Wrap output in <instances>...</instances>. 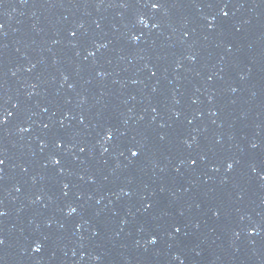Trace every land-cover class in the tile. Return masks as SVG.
Returning <instances> with one entry per match:
<instances>
[{
	"label": "water",
	"instance_id": "1",
	"mask_svg": "<svg viewBox=\"0 0 264 264\" xmlns=\"http://www.w3.org/2000/svg\"><path fill=\"white\" fill-rule=\"evenodd\" d=\"M0 161V264H264V0H0Z\"/></svg>",
	"mask_w": 264,
	"mask_h": 264
},
{
	"label": "snow or ice",
	"instance_id": "2",
	"mask_svg": "<svg viewBox=\"0 0 264 264\" xmlns=\"http://www.w3.org/2000/svg\"><path fill=\"white\" fill-rule=\"evenodd\" d=\"M152 7H153V8H157V7H159V5L156 4V3H153V4H152ZM137 154H138V153H137L136 151H131V155H132L133 157H135ZM0 163H3V161H0ZM57 163H58V161H57ZM228 167H229V169H230V168L232 167V165L229 164ZM71 211L74 212L75 209H72ZM2 214H3V213H0V215H2ZM177 231H179V229H177ZM0 243H3V241H0ZM153 243H155V239H153ZM36 251H40V245H39V244L36 245Z\"/></svg>",
	"mask_w": 264,
	"mask_h": 264
}]
</instances>
